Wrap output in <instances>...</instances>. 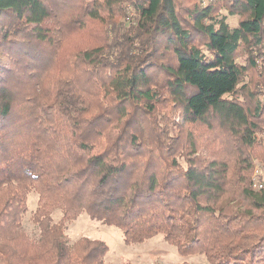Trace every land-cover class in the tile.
I'll return each instance as SVG.
<instances>
[{
    "label": "trees",
    "instance_id": "1",
    "mask_svg": "<svg viewBox=\"0 0 264 264\" xmlns=\"http://www.w3.org/2000/svg\"><path fill=\"white\" fill-rule=\"evenodd\" d=\"M182 1L0 0V264H106L83 213L264 264V0Z\"/></svg>",
    "mask_w": 264,
    "mask_h": 264
},
{
    "label": "rangeland",
    "instance_id": "2",
    "mask_svg": "<svg viewBox=\"0 0 264 264\" xmlns=\"http://www.w3.org/2000/svg\"><path fill=\"white\" fill-rule=\"evenodd\" d=\"M200 1L207 3L208 0H183L182 4L186 6ZM222 12L228 14L227 10H222ZM228 20L231 25H235L239 21V17L228 14ZM92 26L95 31L104 32L105 28L101 23L94 22ZM95 39L90 33H85V35L81 36L73 35L69 37L65 47L71 52L77 48L88 47L92 40L95 41ZM61 54L63 57H60V60L64 58L66 50L61 52ZM257 169L258 172L256 173ZM260 179H264V166L259 162H255L252 180L256 184ZM253 187L257 188L256 185ZM37 203L38 195L33 191L29 201L30 211L37 207ZM59 217L60 214L57 211L55 219ZM24 227L31 235L36 236L38 234L39 230L31 221L30 214L24 219ZM66 236L72 243L82 237L104 240L109 246V252L105 257L106 264H211L201 254L181 255L177 247L169 243L162 234L149 238L142 243L127 244L124 241L121 229L93 220L86 213L81 214L77 219L68 223Z\"/></svg>",
    "mask_w": 264,
    "mask_h": 264
},
{
    "label": "built area",
    "instance_id": "3",
    "mask_svg": "<svg viewBox=\"0 0 264 264\" xmlns=\"http://www.w3.org/2000/svg\"><path fill=\"white\" fill-rule=\"evenodd\" d=\"M258 172V169L256 170V173ZM257 187L261 188L264 186V179H260L256 184Z\"/></svg>",
    "mask_w": 264,
    "mask_h": 264
}]
</instances>
